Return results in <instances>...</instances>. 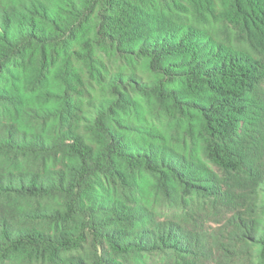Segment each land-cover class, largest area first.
<instances>
[{
  "label": "trees",
  "instance_id": "1",
  "mask_svg": "<svg viewBox=\"0 0 264 264\" xmlns=\"http://www.w3.org/2000/svg\"><path fill=\"white\" fill-rule=\"evenodd\" d=\"M0 264H264V0H0Z\"/></svg>",
  "mask_w": 264,
  "mask_h": 264
}]
</instances>
